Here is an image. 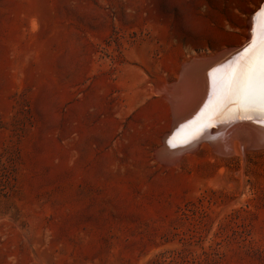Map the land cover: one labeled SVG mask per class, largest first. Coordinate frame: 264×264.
Returning <instances> with one entry per match:
<instances>
[{
    "label": "rangeland",
    "instance_id": "obj_1",
    "mask_svg": "<svg viewBox=\"0 0 264 264\" xmlns=\"http://www.w3.org/2000/svg\"><path fill=\"white\" fill-rule=\"evenodd\" d=\"M263 2L0 0V264H264V148L159 156Z\"/></svg>",
    "mask_w": 264,
    "mask_h": 264
},
{
    "label": "bare ground",
    "instance_id": "obj_2",
    "mask_svg": "<svg viewBox=\"0 0 264 264\" xmlns=\"http://www.w3.org/2000/svg\"><path fill=\"white\" fill-rule=\"evenodd\" d=\"M257 28L256 14L251 21L249 35L245 41L249 40V42L240 50L231 54H227L230 51L225 50V52H219L220 54L211 59L197 61L196 58V61L193 60L184 65L182 78L173 83L167 91L172 108L173 124L170 136L163 142L164 152L159 155L162 161L173 162L181 154L193 150L202 142H206L202 145L210 144L215 152L222 155H230L232 152L236 154V152H239L240 145L264 148L262 146L264 139L256 133H252L249 129L253 127L264 132V111L258 108L245 109L239 99L234 98L232 103L223 107L219 118L216 116L228 95V81L237 70L241 60L247 55V50L257 42ZM220 59L221 61L218 64L206 67ZM195 105H197V108L194 114L183 120L177 119L192 111ZM234 123L242 124L241 130L249 137L235 133L237 131L235 127L222 130L223 126ZM210 126H214L213 130L215 132L212 136L209 135L213 131H209ZM176 144L183 145L175 149L173 146ZM162 154L165 156H162Z\"/></svg>",
    "mask_w": 264,
    "mask_h": 264
},
{
    "label": "snow or ice",
    "instance_id": "obj_3",
    "mask_svg": "<svg viewBox=\"0 0 264 264\" xmlns=\"http://www.w3.org/2000/svg\"><path fill=\"white\" fill-rule=\"evenodd\" d=\"M257 20V42L247 50V55L228 81V95L216 113L217 118L222 114L223 107L232 103L234 98H238L245 109L264 111V7L257 13Z\"/></svg>",
    "mask_w": 264,
    "mask_h": 264
},
{
    "label": "water",
    "instance_id": "obj_4",
    "mask_svg": "<svg viewBox=\"0 0 264 264\" xmlns=\"http://www.w3.org/2000/svg\"><path fill=\"white\" fill-rule=\"evenodd\" d=\"M262 5H264V2L260 5V8H259L258 10L261 9V6H262ZM247 42H249V40H248ZM247 42H246V43H247ZM243 46H244V44H242L240 47H237L236 49L234 48L235 50L230 51V52H228L227 54L234 53V52L240 50ZM206 60H207V59H206ZM220 61H221V59H220V60H217V61H215V62H213V63H211L210 65H207L206 67H211V66H213V65H216V64H218ZM196 108H197V105H195V107H194V109H193L192 111L185 113L184 115L180 116V117L177 118V119H179V120L182 119V120H183V119H186V118L190 117L192 114H194V113L196 112ZM228 127H235V129L237 130V131H235V133H238V134L241 135V136L246 135V136L249 137V135H247L245 132H243V131L241 130V128L243 127V125L240 124V123H234V124H231V125H230V124L225 125V126H223L222 130H223V129H226V128H228ZM213 129H214V126H210V127H209V131H210V130H213ZM249 129L252 131V133H256L260 138L264 139V132L259 131V130H256V129H254L253 127L249 128ZM171 131H172V127H171V129H170V131H169L170 133H168V134L166 135V137L163 138V141H162V142H165V140H167V138H168V137L170 136V134H171ZM214 132H215V131L213 130L212 133H209V135L212 136ZM182 145H183V144H176V145L173 146V148L177 149V148H180ZM262 146L264 147V144H263ZM163 152H164V151H162V153H163ZM162 156H165V155L162 154Z\"/></svg>",
    "mask_w": 264,
    "mask_h": 264
}]
</instances>
